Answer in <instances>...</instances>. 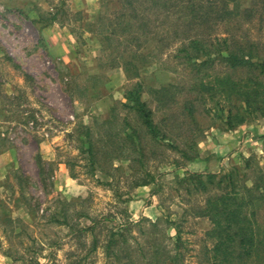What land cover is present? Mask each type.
<instances>
[{
    "label": "rangeland",
    "instance_id": "1",
    "mask_svg": "<svg viewBox=\"0 0 264 264\" xmlns=\"http://www.w3.org/2000/svg\"><path fill=\"white\" fill-rule=\"evenodd\" d=\"M239 2L246 6L250 0ZM119 6L117 0H0V212L15 219L13 234L0 233V264H115L104 254L107 230L158 218L164 233L155 235L171 247L177 233L170 221L181 222L182 264H207L204 248L212 244L206 234L212 222L195 213L205 195L188 194L179 178L188 171L222 174L243 168L249 157L250 176L256 165H264V116L228 128L224 101L217 97L208 100L209 112L198 107L194 120L175 122L167 139L154 144L147 138L146 167L116 160L111 176L89 173L77 142L80 125L110 117L113 107L127 112L121 103L137 80L155 109L149 88L182 83L188 76L167 56L138 60L137 73L111 66L115 53L101 48L95 22ZM183 96L173 89L167 111L178 114ZM155 113L161 117L164 111ZM16 172L26 176L23 186ZM78 210L92 219L78 217ZM63 211L66 223L48 221ZM95 219L100 221L96 247L95 229L94 234L81 230ZM149 228L144 222L142 229ZM132 229L140 235L141 228Z\"/></svg>",
    "mask_w": 264,
    "mask_h": 264
},
{
    "label": "trees",
    "instance_id": "2",
    "mask_svg": "<svg viewBox=\"0 0 264 264\" xmlns=\"http://www.w3.org/2000/svg\"><path fill=\"white\" fill-rule=\"evenodd\" d=\"M117 1L118 8L100 15L95 22L101 48L115 53L111 66L122 65L137 73L138 60L167 56L175 60L176 66L181 65L188 76L182 83L167 82L149 88L154 95L152 100L158 103L156 108L164 111L161 117L143 98L146 87L137 80L126 91L127 101L121 103L127 112L121 114L118 107H113L110 117L96 119L92 126L80 125L77 142L89 173L100 170L111 176L116 160H128L136 168L146 167L147 138L154 144L167 139L175 122L195 119L198 107L209 112V99L222 97L223 104L219 100L217 103L226 111L224 123L228 128L250 116H264V0H250L246 6H241L239 0ZM7 59L12 60L9 55ZM23 74L27 80L32 79L28 72ZM173 89L184 94L178 114L167 111ZM251 160L252 157L246 158L243 168L235 166L226 173L188 171L179 178L188 194L205 195L195 213L212 222L206 232L212 244L204 248L207 264H264V165H256L250 176ZM37 162L43 174L40 155ZM72 173L76 176L74 170ZM15 175L23 186L26 176L20 172ZM250 177L253 180L248 184ZM76 213L78 217L91 218L84 210ZM67 216L65 211L54 213L48 221L66 223ZM161 220H130L109 228L103 245L107 262L182 264L181 222L170 221L177 233L171 247L157 235L164 233V228H159ZM92 221L81 230L94 234L95 229L96 247L100 221ZM14 222L0 212V233L13 234ZM144 222L150 227L145 231ZM134 226L141 228L144 242L139 240L140 235H132Z\"/></svg>",
    "mask_w": 264,
    "mask_h": 264
}]
</instances>
